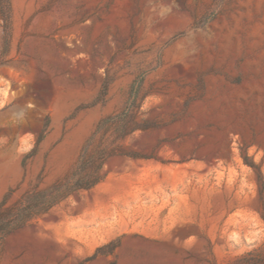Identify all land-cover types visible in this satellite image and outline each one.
I'll use <instances>...</instances> for the list:
<instances>
[{
    "label": "rangeland",
    "instance_id": "obj_1",
    "mask_svg": "<svg viewBox=\"0 0 264 264\" xmlns=\"http://www.w3.org/2000/svg\"><path fill=\"white\" fill-rule=\"evenodd\" d=\"M108 118L105 179L0 239V264L264 252V0H11L0 202L69 175Z\"/></svg>",
    "mask_w": 264,
    "mask_h": 264
},
{
    "label": "trees",
    "instance_id": "obj_2",
    "mask_svg": "<svg viewBox=\"0 0 264 264\" xmlns=\"http://www.w3.org/2000/svg\"><path fill=\"white\" fill-rule=\"evenodd\" d=\"M0 14L3 18L6 33L11 29V0H0ZM136 96L127 105L135 107ZM126 121L127 115H119ZM109 120H103L95 133L84 145L75 169L66 177L52 184L41 187L42 177L32 185L20 198L10 203L16 189H10L0 202V239L29 225L34 220L49 213L53 208L68 199L71 195L82 190H89L102 182L106 177L105 164L119 151L106 144L97 145L100 131L109 126ZM240 264H264V252L249 253L240 260Z\"/></svg>",
    "mask_w": 264,
    "mask_h": 264
}]
</instances>
